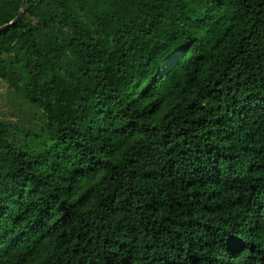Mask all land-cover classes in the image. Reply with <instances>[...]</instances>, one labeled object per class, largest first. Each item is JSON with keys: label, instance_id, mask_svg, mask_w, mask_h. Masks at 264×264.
<instances>
[{"label": "trees", "instance_id": "obj_1", "mask_svg": "<svg viewBox=\"0 0 264 264\" xmlns=\"http://www.w3.org/2000/svg\"><path fill=\"white\" fill-rule=\"evenodd\" d=\"M0 264H264V0H0Z\"/></svg>", "mask_w": 264, "mask_h": 264}, {"label": "water", "instance_id": "obj_2", "mask_svg": "<svg viewBox=\"0 0 264 264\" xmlns=\"http://www.w3.org/2000/svg\"><path fill=\"white\" fill-rule=\"evenodd\" d=\"M21 14H22V11L19 10L18 13L16 14V16L10 22L0 26V29L5 28L6 26H9V25L15 23L18 20V18L20 17Z\"/></svg>", "mask_w": 264, "mask_h": 264}, {"label": "rangeland", "instance_id": "obj_3", "mask_svg": "<svg viewBox=\"0 0 264 264\" xmlns=\"http://www.w3.org/2000/svg\"><path fill=\"white\" fill-rule=\"evenodd\" d=\"M5 90V84L0 81V93H2Z\"/></svg>", "mask_w": 264, "mask_h": 264}]
</instances>
